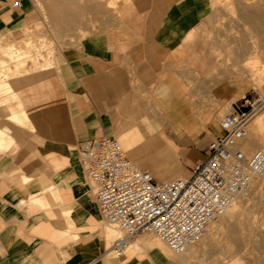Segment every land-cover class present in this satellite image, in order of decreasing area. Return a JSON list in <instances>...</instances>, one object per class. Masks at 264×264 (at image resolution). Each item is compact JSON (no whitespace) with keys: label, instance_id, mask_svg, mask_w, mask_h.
Here are the masks:
<instances>
[{"label":"crops","instance_id":"1","mask_svg":"<svg viewBox=\"0 0 264 264\" xmlns=\"http://www.w3.org/2000/svg\"><path fill=\"white\" fill-rule=\"evenodd\" d=\"M22 1L0 0V40L27 25L25 4L13 7ZM125 34L88 36L50 85L32 89L26 78L13 88L18 113L0 107V264H178L144 234L124 256L111 252L80 144L119 135L157 178L188 176L222 133L227 110L261 94L252 69L264 0H145L140 24ZM259 52L264 63V43ZM167 148L181 171L164 167L172 159ZM152 151L158 156L150 162L140 154ZM53 183L66 206H27Z\"/></svg>","mask_w":264,"mask_h":264},{"label":"rangeland","instance_id":"2","mask_svg":"<svg viewBox=\"0 0 264 264\" xmlns=\"http://www.w3.org/2000/svg\"><path fill=\"white\" fill-rule=\"evenodd\" d=\"M144 1L23 0L19 4H25L27 25L11 38L0 40V107L5 111H9L10 107L11 112H17L20 101L16 95L6 91L5 86L9 84L12 89L20 90V81L26 78L32 89L50 85L55 76L60 75L65 56L72 46H78L88 36L101 31L125 34L137 27L142 19ZM225 20L223 18V22ZM260 43H264V36L255 38L257 56L252 71L255 70L257 90L264 95V63L263 53L259 52ZM162 117L160 115L161 119ZM16 122L24 123L25 119L21 117ZM29 123L27 118V124ZM248 131L245 144L248 143L252 147L247 149V152L264 151V107L251 122ZM118 137L119 135L117 139L120 141ZM137 140L135 137L133 145H136ZM122 145L126 149V145ZM137 149L138 147L134 151ZM163 152L169 153L172 158L171 163L164 167L177 165L181 171L183 165L178 160L177 152L170 148ZM127 153L135 161L128 151ZM140 154L149 162L158 156L156 151ZM141 167L149 170L150 165ZM83 173L85 182L92 188L84 171ZM91 192H94L93 188ZM41 196H32L27 201V206H66L65 200L61 198L59 186L54 183L48 186ZM92 200L95 203V199ZM22 206H26V203ZM63 216L66 219V214ZM105 224L111 234V240L114 241L120 235L119 230L106 222ZM144 236L163 248L178 264H264V178L258 180L250 192L240 196L227 213L210 226L205 237L198 244L191 246L186 254L173 253L153 234Z\"/></svg>","mask_w":264,"mask_h":264},{"label":"built area","instance_id":"3","mask_svg":"<svg viewBox=\"0 0 264 264\" xmlns=\"http://www.w3.org/2000/svg\"><path fill=\"white\" fill-rule=\"evenodd\" d=\"M13 7H20L15 2ZM264 107V95L235 102L219 119L222 133L190 174L157 180L133 161L121 142L104 135L81 142V164L102 219L119 230L111 252L124 256L132 242L153 234L175 254L205 237L210 226L264 178V151H245L248 128Z\"/></svg>","mask_w":264,"mask_h":264},{"label":"bare ground","instance_id":"4","mask_svg":"<svg viewBox=\"0 0 264 264\" xmlns=\"http://www.w3.org/2000/svg\"><path fill=\"white\" fill-rule=\"evenodd\" d=\"M44 67H45V66H44ZM41 68H42V67H41ZM45 69H47V67H46ZM45 69H44V70H45ZM42 70H43V69H42ZM0 90H2V89H0ZM5 90H6V91L9 90L8 92H10L11 94L14 95V93H13V89L11 88V86H10L9 84L5 86ZM17 113H18V112H17ZM14 114H15V113H14ZM11 119H12V118H11ZM13 121H14V120H13ZM2 134H3V133H0V137H2V136L4 135V134H3V135H2ZM3 138H4V136H3ZM241 196H242V195H241ZM227 211H228V210H227ZM227 211H226V213H227ZM201 240H202V239H201ZM201 240H200V241H201ZM200 241H199V242H200ZM199 242H197L196 244H198ZM191 248H192V247L188 248V250H187L184 254L188 253L189 250H190ZM197 250H198V249H197ZM192 253H193V252H192Z\"/></svg>","mask_w":264,"mask_h":264}]
</instances>
